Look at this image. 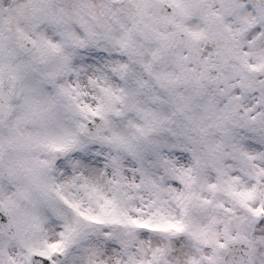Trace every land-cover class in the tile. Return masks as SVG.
I'll use <instances>...</instances> for the list:
<instances>
[{"label": "snow or ice", "instance_id": "snow-or-ice-1", "mask_svg": "<svg viewBox=\"0 0 264 264\" xmlns=\"http://www.w3.org/2000/svg\"><path fill=\"white\" fill-rule=\"evenodd\" d=\"M0 264H264V0H0Z\"/></svg>", "mask_w": 264, "mask_h": 264}]
</instances>
